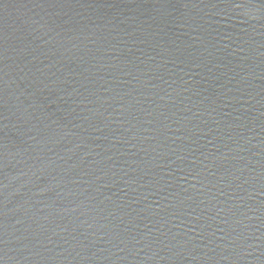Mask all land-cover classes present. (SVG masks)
Segmentation results:
<instances>
[{
  "label": "water",
  "instance_id": "95a60500",
  "mask_svg": "<svg viewBox=\"0 0 264 264\" xmlns=\"http://www.w3.org/2000/svg\"><path fill=\"white\" fill-rule=\"evenodd\" d=\"M0 264H264V0H0Z\"/></svg>",
  "mask_w": 264,
  "mask_h": 264
}]
</instances>
